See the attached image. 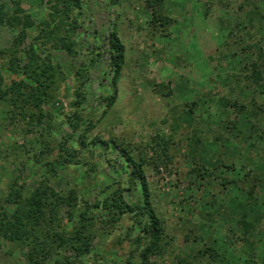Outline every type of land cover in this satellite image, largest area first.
<instances>
[{"label": "rangeland", "instance_id": "rangeland-1", "mask_svg": "<svg viewBox=\"0 0 264 264\" xmlns=\"http://www.w3.org/2000/svg\"><path fill=\"white\" fill-rule=\"evenodd\" d=\"M20 1L21 10L30 15L36 25L46 20V12L38 6L37 0ZM210 1L165 0L163 14L175 20L168 28L153 24L151 9L145 0H117L115 4L110 0H83L77 22L79 28L74 36L78 43V53L74 58L54 49L52 38L41 35L39 30L28 29L20 49L33 46L44 52L52 65L59 66L66 79L59 81L51 100L43 106L46 116L40 126L32 129L33 132L26 133L25 129L30 127L25 128V124L12 125L5 114L7 104L0 103V205L15 178L27 195L45 176L50 178V185L55 190L66 192L75 189L79 197L89 204L117 193V182L122 180L120 201L126 205L141 202L139 186H129L126 169L119 158L120 147H125L132 150V156L146 161L144 172L150 202L162 222L165 240L170 243L163 257L151 259L152 264H175L178 257L192 256L199 246L192 237L198 236L201 228L209 229L213 240L219 244H230L231 234L227 225L213 211L218 202L224 201V207L232 199L234 186L226 185L224 189L209 181L205 187L199 188L192 184L194 175L190 172L195 163H207L212 151L226 153L220 142L211 143L214 135L220 136V129L215 124L204 126L197 123L190 127L177 122L178 113L189 110L192 101L198 102L200 96L202 100L208 97L212 100L197 104L194 108L197 116L204 110L213 112L220 96H232V91L233 96L237 94L231 75L239 76L238 67L234 66L239 64H234L230 56L234 53L232 49L239 52L240 48L234 44L236 36L228 38V34L230 30L241 34L240 30H234V25L252 16V7L242 5L239 10L238 6L244 0H224V3L228 2L226 9L233 18L224 15V27H221L213 9L204 15L205 3ZM0 4H4L9 14L15 12L14 5L8 0H0ZM253 4L264 13L263 1L251 0ZM253 27L258 31L256 22H253ZM112 28L116 29L125 47V63L117 83L116 102L102 116L105 110L103 97L112 90L109 58L105 51ZM260 32L259 38L262 37ZM16 33L0 29V47H8ZM96 48H100V57L82 72L86 84L81 92L85 96L75 109L73 103L77 99L67 90V85L76 87L79 84L73 74L84 63L89 64L88 59L94 57L91 52H97ZM244 58L242 55L239 59ZM205 80L209 82L205 83ZM169 88L173 92L168 98L163 93H167ZM185 88L193 89L197 95L183 91ZM256 101H260L259 98ZM187 104L188 107L185 106ZM75 110L81 125L80 130L73 133L68 117ZM89 121L94 128H88ZM192 130H197V134L209 132V137L206 136L207 140L203 142L202 159L199 157L195 161L189 155ZM83 132L88 147L82 146L78 139ZM95 138L100 143L93 148L90 141ZM101 141L109 143L108 150H102ZM61 144L65 148L71 145L78 152L73 162L63 168L53 162ZM42 147H46L48 153H42ZM163 148L167 157L163 155ZM231 189L233 194H226ZM213 202L215 205L212 207ZM101 219L88 263L122 264L136 249L131 242L133 238H130L132 218L125 214L114 225L107 223L108 217L104 214ZM205 231L207 246H211L212 238H207ZM186 236L190 238L188 241ZM240 251L236 246H229L223 257L230 260L242 254ZM22 252L17 245L0 240V264H25Z\"/></svg>", "mask_w": 264, "mask_h": 264}, {"label": "trees", "instance_id": "trees-1", "mask_svg": "<svg viewBox=\"0 0 264 264\" xmlns=\"http://www.w3.org/2000/svg\"><path fill=\"white\" fill-rule=\"evenodd\" d=\"M110 1L115 4L117 0ZM8 2L14 5L15 12L9 14L5 11L4 4H0V29L17 33L8 47H0V103L7 104L5 114L10 123H22L25 128L29 126L30 128L25 129L28 133L40 126L46 116L43 106L51 100L53 93L58 89L59 81L66 78L59 66L52 65L44 52H39L33 46L21 50L20 46L24 43L27 30L35 29L39 30L41 35L52 38L54 49L74 58L78 53V43L74 36L79 28L77 22L83 0H37L38 6L46 12V20L38 25L30 15L21 10L20 0ZM145 4L151 9L153 24L159 23L161 27L169 28L175 22L173 17L163 14L165 0H145ZM227 4L224 0H211L205 3L204 15L207 16L208 11L213 9L215 19L224 27V15L233 18L226 9ZM242 5L252 7V16L245 22L235 23L234 30H240L242 35L232 30L228 34V38L236 36L234 44L240 48L239 52L232 49L234 53L230 56L232 61H235L234 64H239L234 65L238 67L239 76L231 75L237 94L233 96L232 91V96H220L213 112L204 110L197 116L194 109L197 104L212 100L210 97L202 100L200 96L198 102L192 101L189 110L178 113L177 121L190 127L197 123L204 126L215 124L220 129V136L214 135L210 142L214 143L213 145L220 142L226 148V153L212 151L207 163H195L190 172L194 175L192 184L199 188L205 187L209 181H213L218 187L223 186L224 189L226 185L234 186V194L232 189L226 192L233 194L232 199L224 207V201H221L216 204V210L213 208V214L220 216L222 223L227 225L231 243L219 244L213 240L211 231L204 229L207 238H212L211 246H207V239L204 238V230L201 228L202 232L192 237L193 242L199 245L198 249L192 256L178 257L175 264H264V13L260 12L256 5H251V0H244L238 6L239 10ZM253 22L258 25V31L253 27ZM259 31L262 34L261 39L258 37ZM99 49L96 48L97 52H91L94 57L88 59L89 64L84 63L73 74L79 84L76 87L67 85V90L77 99L73 103L75 109L85 96L81 92L86 84L82 72L100 57ZM105 51L109 58L112 90L108 96L103 97L105 110L102 116L106 115L116 102L117 83L125 63V47L115 28H112L107 37ZM242 55L245 58L239 59ZM208 82L207 80L206 83ZM183 91L195 93L193 89L188 88ZM172 92V88H169L163 96L169 98ZM258 98L260 101H256ZM185 106L188 107L189 104ZM77 113L75 110L72 116L68 117V124L73 133L80 130L81 119ZM88 128H94L90 121ZM202 132L203 134H197V130H192L189 155L193 161L199 157L202 159L203 142L209 137V132ZM78 139L82 146L88 147L84 132ZM90 142L93 148L100 143L98 138ZM101 143L102 150L109 149L107 141ZM58 150L57 159L53 162L59 168L70 165L78 154L71 145L65 148V145L61 144ZM131 152L132 150L120 147L119 158L126 169L129 186H139L141 202L126 205L120 201L122 180L117 182V193L114 192L108 198L96 199L89 204L79 197L75 189L71 188L66 192L55 190L50 185L48 176L38 181L27 195L15 178L8 187L3 204L0 205V240L17 245L23 250L25 264H89L93 243L98 235L97 226L102 223V214L108 217L109 225L118 223L123 215L128 214L132 218L130 238H133L131 242L136 249L130 252L122 264H152L151 259L163 257L170 243L165 240L162 222L150 202V191L144 172L146 161L135 158ZM42 153H48L46 147H42ZM166 153L163 148V155L167 157ZM131 187L128 190L131 191ZM214 205L213 202L211 206ZM98 211L102 214H98ZM188 238L189 236L185 237L186 241L190 239ZM229 246L240 248L242 254L233 256L230 260L225 259L223 254L229 250Z\"/></svg>", "mask_w": 264, "mask_h": 264}, {"label": "crops", "instance_id": "crops-1", "mask_svg": "<svg viewBox=\"0 0 264 264\" xmlns=\"http://www.w3.org/2000/svg\"><path fill=\"white\" fill-rule=\"evenodd\" d=\"M205 56V55H204ZM205 58H206V56H205ZM206 59H208V58H206ZM205 83H206V81H205Z\"/></svg>", "mask_w": 264, "mask_h": 264}]
</instances>
